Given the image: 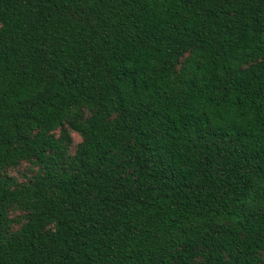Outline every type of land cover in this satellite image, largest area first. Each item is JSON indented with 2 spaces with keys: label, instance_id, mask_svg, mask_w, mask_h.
<instances>
[{
  "label": "trees",
  "instance_id": "obj_1",
  "mask_svg": "<svg viewBox=\"0 0 264 264\" xmlns=\"http://www.w3.org/2000/svg\"><path fill=\"white\" fill-rule=\"evenodd\" d=\"M0 264H264V0H0Z\"/></svg>",
  "mask_w": 264,
  "mask_h": 264
}]
</instances>
